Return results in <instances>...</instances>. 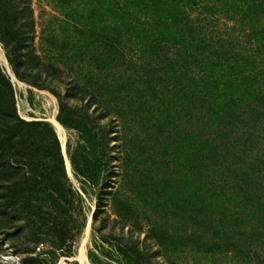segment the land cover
<instances>
[{"label":"trees","instance_id":"16d2710c","mask_svg":"<svg viewBox=\"0 0 264 264\" xmlns=\"http://www.w3.org/2000/svg\"><path fill=\"white\" fill-rule=\"evenodd\" d=\"M52 1L69 21L57 18L39 51L32 1L0 0V43L17 79L57 98L75 182L52 123L26 121L0 103V216L65 251L92 196L91 264H156L159 256L188 264L175 258L178 240H236L225 228L237 224L242 244L262 259L255 264H264V0ZM231 3L242 9L241 52L215 47L204 25ZM10 86L0 68V90ZM141 124L160 132L170 158L193 161V173L181 174V188L189 183L193 193L182 196L177 220L163 218L161 180L127 178ZM237 146L242 166L225 175Z\"/></svg>","mask_w":264,"mask_h":264},{"label":"rangeland","instance_id":"374dc122","mask_svg":"<svg viewBox=\"0 0 264 264\" xmlns=\"http://www.w3.org/2000/svg\"><path fill=\"white\" fill-rule=\"evenodd\" d=\"M31 1L36 24L35 47L40 51L42 33L49 35L50 31L54 29L58 20L57 18L69 20L60 15V10L56 8V3H53L52 0ZM232 6H234L233 3L229 5L227 12L221 9L214 10L215 13L213 15L207 16L209 20L204 25L210 31L209 35L212 36L215 47L218 46L219 48L222 45L223 49L241 52L243 41L242 9H234ZM203 17L205 18L204 15ZM64 29L62 30L63 36L69 32L65 24ZM80 47L81 43L79 42L76 49L79 51ZM63 49L65 52L69 51L68 46L64 45ZM0 68L11 84L8 90H0L1 104H8L9 106L13 104L18 115L26 121L48 120V122L52 123L51 120L55 118L58 122L59 103L57 98L48 90L33 88L17 79L8 63L6 51L2 43H0ZM52 125L56 129L64 150L66 148L67 131L64 130L60 123V130L53 123ZM146 128V125L141 124L131 135V150L134 154L129 161L131 163L126 174L127 178L144 177L148 181L153 178L161 180L165 189L164 194L167 197L165 203H167L168 209V212L162 213L163 218L165 222L169 218H176L177 220L180 216L179 208L182 196H192L193 193V188L189 183L181 188L184 182L181 174H184V171L193 173V161L184 157L185 162H182L176 154L170 158L172 152L170 150L166 152L163 147L164 145L160 144V132L148 131ZM116 144L117 142L115 141L111 142V146H115ZM111 154H117V150H113ZM192 154L193 152L189 151V155L192 156ZM210 156L214 161L218 160L217 154L213 153ZM227 156L230 160L229 162L227 160L225 162L226 169L225 171L223 170L225 175L228 174V168H234L236 165L242 166V146L229 150ZM67 160L69 161L68 156L66 158V170ZM112 161L113 165L116 166L115 169L119 170L117 167L118 162L116 160ZM210 162L214 164L222 163L213 162L211 159ZM67 174L75 182L72 167L70 173L67 170ZM239 176L242 178V171ZM221 178H224V176ZM84 201L86 208L84 228L76 233L75 241L67 245V247L70 246L71 248L65 251L62 249L64 247L54 246L51 242L42 241L35 243L33 231L30 228H21L23 222L0 216V264H91L88 258V249L92 242L93 220H91V216L92 214L94 216L96 207L92 196L85 197ZM141 206L138 210V215L144 216V208ZM108 213L112 215L111 219H117L116 215L112 214V209L108 208ZM228 227H231V225ZM175 228L178 229V227ZM189 229L195 230L191 226H189ZM225 229L230 230L233 235L237 236V239H224L223 242L216 240L214 245H204L200 241H195L193 246H188L189 248L183 247V242L178 240L176 251H174L175 258L179 257L188 264L258 263V260L261 258H258L257 253L255 255L252 253L255 250L253 246L242 244V224ZM144 236L145 234H142L141 238H144ZM66 251L69 253H66ZM163 257L159 256L155 261L156 264H168Z\"/></svg>","mask_w":264,"mask_h":264},{"label":"bare ground","instance_id":"6f19581e","mask_svg":"<svg viewBox=\"0 0 264 264\" xmlns=\"http://www.w3.org/2000/svg\"><path fill=\"white\" fill-rule=\"evenodd\" d=\"M51 121H52V123L56 126V128H57L58 130L61 129L59 123L55 120V118H53ZM65 149H66V148H64L63 153H64L65 157L67 158V154H66V152H65ZM67 170H68L69 173L71 172V165H70V163H69L68 160H67ZM87 264H88V263H87Z\"/></svg>","mask_w":264,"mask_h":264},{"label":"water","instance_id":"95a60500","mask_svg":"<svg viewBox=\"0 0 264 264\" xmlns=\"http://www.w3.org/2000/svg\"><path fill=\"white\" fill-rule=\"evenodd\" d=\"M48 121V120H47ZM65 130V129H64ZM63 147V146H62ZM66 147V146H65ZM64 154V153H63ZM65 156V155H64ZM65 160H66V157H65ZM91 220H93V214L91 216Z\"/></svg>","mask_w":264,"mask_h":264}]
</instances>
